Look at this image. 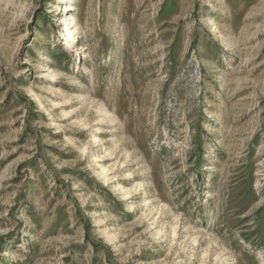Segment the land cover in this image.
<instances>
[{
  "label": "rangeland",
  "instance_id": "rangeland-1",
  "mask_svg": "<svg viewBox=\"0 0 264 264\" xmlns=\"http://www.w3.org/2000/svg\"><path fill=\"white\" fill-rule=\"evenodd\" d=\"M0 264H264V0H0Z\"/></svg>",
  "mask_w": 264,
  "mask_h": 264
}]
</instances>
